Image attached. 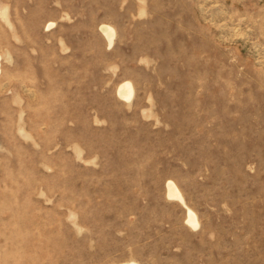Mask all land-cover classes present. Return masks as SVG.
I'll list each match as a JSON object with an SVG mask.
<instances>
[{
	"label": "rangeland",
	"instance_id": "374dc122",
	"mask_svg": "<svg viewBox=\"0 0 264 264\" xmlns=\"http://www.w3.org/2000/svg\"><path fill=\"white\" fill-rule=\"evenodd\" d=\"M0 56V264H264V0H0Z\"/></svg>",
	"mask_w": 264,
	"mask_h": 264
},
{
	"label": "bare ground",
	"instance_id": "6f19581e",
	"mask_svg": "<svg viewBox=\"0 0 264 264\" xmlns=\"http://www.w3.org/2000/svg\"><path fill=\"white\" fill-rule=\"evenodd\" d=\"M53 25L54 23L52 22L48 24V27ZM101 31L108 40L109 45L112 46L115 42L116 29L112 25L104 23L101 26ZM0 60H1V56H0ZM0 72H1V66H0ZM134 93H135L134 85L129 80L122 82L118 88V95L122 99L128 102H130L133 99ZM166 190L169 199L179 201L186 207L187 210L186 223L195 230L199 229L200 221L198 214L192 207L188 205L186 198L182 190L180 189L179 185L174 180H168L166 184ZM119 264H142V263L131 259L128 261L120 262Z\"/></svg>",
	"mask_w": 264,
	"mask_h": 264
}]
</instances>
